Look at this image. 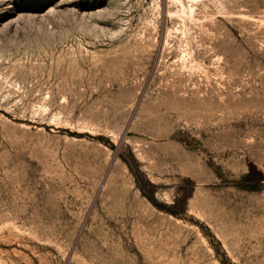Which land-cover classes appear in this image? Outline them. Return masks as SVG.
Returning <instances> with one entry per match:
<instances>
[{
    "label": "rangeland",
    "instance_id": "obj_1",
    "mask_svg": "<svg viewBox=\"0 0 264 264\" xmlns=\"http://www.w3.org/2000/svg\"><path fill=\"white\" fill-rule=\"evenodd\" d=\"M0 264H264V0H0Z\"/></svg>",
    "mask_w": 264,
    "mask_h": 264
},
{
    "label": "trees",
    "instance_id": "obj_2",
    "mask_svg": "<svg viewBox=\"0 0 264 264\" xmlns=\"http://www.w3.org/2000/svg\"><path fill=\"white\" fill-rule=\"evenodd\" d=\"M252 177H251V175H250V177H249V179H251ZM248 189H250V188H248Z\"/></svg>",
    "mask_w": 264,
    "mask_h": 264
}]
</instances>
